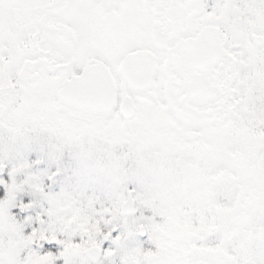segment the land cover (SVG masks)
<instances>
[{"label": "snow or ice", "instance_id": "snow-or-ice-1", "mask_svg": "<svg viewBox=\"0 0 264 264\" xmlns=\"http://www.w3.org/2000/svg\"><path fill=\"white\" fill-rule=\"evenodd\" d=\"M104 4L105 0H0V129L10 142L33 134L31 124L19 123L16 116L22 98L32 99L28 89L57 78L79 82L78 78L109 80L114 76L123 81L127 54L137 48L125 51L99 40L90 25L68 21L75 32L71 51L63 59H53L48 43H41L39 51L30 53L34 29L26 27V21L17 20L13 25L5 9L34 12L35 28L44 29L64 11L87 13ZM215 6L216 0H204L206 11ZM230 6L253 19H260L258 14L264 13V0H231ZM10 31L15 32L14 48L9 47ZM255 116L258 140L252 150L256 161L264 165V106ZM80 131L85 135L75 141L53 139L61 144L100 143L112 151L122 150L91 135V129L81 127ZM157 161L162 169L174 170L183 178L177 191L151 199L128 192L101 203L83 196L47 195L44 185L54 179L52 174L45 180L28 160L0 159V202L15 225L4 238L14 241L19 250L16 257L0 248V264H24L29 253L49 257L51 264H264V211L236 222L220 216L210 210L196 172L162 157ZM75 210L88 218L87 233L73 223L55 239L40 238L41 233L48 237L52 227H60L58 215H70ZM173 220L180 225L190 223L192 228L176 226L169 236H163L161 226ZM69 240L82 246L75 255L65 252Z\"/></svg>", "mask_w": 264, "mask_h": 264}, {"label": "rangeland", "instance_id": "rangeland-1", "mask_svg": "<svg viewBox=\"0 0 264 264\" xmlns=\"http://www.w3.org/2000/svg\"><path fill=\"white\" fill-rule=\"evenodd\" d=\"M113 1L122 3L119 9L126 12V19L133 16L134 11L141 12L142 22L133 24L137 34L141 31L144 33V30L145 35L152 33L150 11L159 7L166 8L171 15H182L184 23L189 21L194 27L208 24L227 30L233 41L242 45L238 55L244 96L237 118L217 126L207 122L201 138L189 143L185 137L198 119L190 110L178 106V99L167 104L163 87L169 83L161 79L155 92L145 98L137 96L136 115L128 122L123 121L118 113L107 118L83 114L59 103L54 88L42 92L37 89L38 86L27 90L32 99L22 98L21 106L16 111L18 122L31 124L33 134L26 139L10 142L8 134L0 129V159L28 160L33 163L35 171L44 174L45 180L52 174L54 179L44 185L47 195L83 196L107 203L117 195L126 194L131 188L148 199L177 191L183 178L174 170L162 169L157 161V157H162L200 176L211 211L225 218L232 212L238 213L249 194L245 182L247 177L245 179L244 175L250 162L247 156L258 140L254 132L255 113L260 106H264V46L257 48L250 40L251 34L264 36V13L258 14L260 19H253L231 7V0H216V6L211 11L205 10L204 0ZM5 12L14 25L13 14L21 11L7 7ZM22 15L18 20L25 22L27 16ZM7 38L9 47L14 48L11 43L14 35L9 32ZM138 40L142 45L148 42L146 38L144 43L142 39L134 37L125 44L130 46ZM154 101H158L157 107H152ZM81 127L91 129V135H98L122 150L112 151L100 143L61 144L53 139L75 141L85 135L80 131ZM37 160L40 161L39 165L35 164ZM255 163L256 170L252 176L254 186L263 193V198L264 165L257 161ZM220 166L229 168V172L223 174ZM232 171L237 174L233 176ZM249 207L252 208V205ZM256 208L264 211L263 199ZM257 212L241 220H249ZM57 221L60 227H52L48 237L41 233L40 238L55 239L58 233H64L73 223H77L83 232H88V218L79 210L70 215H58ZM236 221L240 219L233 220ZM176 226L192 228L190 223L180 225L178 220H173L161 226L160 232L167 237ZM14 229L4 203L0 202V248H6L9 256L18 257L16 243L4 238L9 230ZM81 247L69 240L65 252L75 255ZM24 264L51 262L49 257L29 253Z\"/></svg>", "mask_w": 264, "mask_h": 264}, {"label": "flooded vegetation", "instance_id": "flooded-vegetation-1", "mask_svg": "<svg viewBox=\"0 0 264 264\" xmlns=\"http://www.w3.org/2000/svg\"><path fill=\"white\" fill-rule=\"evenodd\" d=\"M121 4L113 0H105L104 6L93 8L87 13H79L76 10L64 11L60 19L49 21L44 26V29L35 28L37 21L32 11L14 13L13 20L16 22L20 19L21 14H23L22 16L25 14L27 16L25 26L34 29L30 33L29 52L39 51L41 43H48L50 46L48 50L52 53L53 59H63L71 51L72 37L75 32L73 23L90 25L99 40L110 42L125 51L128 48L136 47L137 51L135 53L127 54V56L134 57L130 62L125 61L123 65L124 80L118 81L114 76H111L116 86V102L118 105L124 97L130 95L137 108V96L145 98L149 93L155 92L157 90V82L161 79L169 83V85L163 87L165 89L164 98L167 104H171L172 101L175 102L178 99V106L190 110L198 119L197 124L190 130V132L198 131L200 133L198 140L204 134L207 122L217 126L233 118H237V112L240 104L243 102L244 96L242 95L244 86L240 84L242 75L238 55V51L242 49V45L235 43L227 30L218 26L217 35L219 40L217 39L216 45H224L222 56L217 59L214 66L209 68L207 76L203 77L204 73L202 70H197L196 73L199 84L204 83V79H209L208 85L212 87L211 94L208 95L202 92L189 98L184 80L176 74L171 63L176 60L177 56L184 55L185 46L188 43L186 39L196 37L198 30L208 24L194 27L189 21H185L184 23L182 15L178 16L176 13L171 15L166 8L159 7V9L153 8L150 11L151 21L153 22L151 24L152 33L145 35L144 30V33L141 31L137 34L133 29V24L142 22L141 12L139 10L134 11L133 16H131L132 18L126 19V12L119 9ZM146 15L148 16V14ZM68 21H72L73 23H69ZM10 33L14 35L11 43L15 46V32L10 31ZM37 36H39V40H36ZM134 37L142 39L144 43L146 42V38L148 42L142 45L141 41L138 40L130 46L125 44L133 40ZM161 53L163 54L161 55ZM32 62L31 60L25 61V63ZM57 66L59 67L60 65ZM151 73H155L156 79L153 90L147 92H133L129 90L126 83L127 80L133 78L144 79ZM64 81L58 78L53 79L40 85L37 89L44 92L45 90L54 88L55 95L62 87ZM157 102L154 101L152 107H157L159 105ZM82 113L98 118H107V116L119 114L118 110L113 114L107 115Z\"/></svg>", "mask_w": 264, "mask_h": 264}, {"label": "water", "instance_id": "water-1", "mask_svg": "<svg viewBox=\"0 0 264 264\" xmlns=\"http://www.w3.org/2000/svg\"><path fill=\"white\" fill-rule=\"evenodd\" d=\"M218 30V27L213 25H206L198 30L196 37L186 39L188 43L185 46L184 55L177 56L176 60L171 63L176 74L184 80L189 98L202 92L208 95L212 92V87L208 85L209 79H204L205 82L199 84L196 73L197 70H202L203 77L207 76L209 68L214 66L217 59L222 56L224 45H216L217 39L219 40ZM251 40L256 47L264 45V36L262 35L252 34ZM133 57L127 56L126 62H130ZM78 80L79 82H63L62 87L55 94L61 104H68L75 110L95 115L98 113L103 115L112 114L115 110H118L124 121H128V119L135 116L136 104L130 95L124 97L119 105L117 104L116 86L111 77L109 80L84 78H78ZM154 81L155 73H151L144 79L133 78L127 80L126 83L130 91L147 92L154 88ZM199 137L200 133L193 131L186 139L191 142L198 140ZM0 166L3 165L0 164ZM128 192H133V189H129Z\"/></svg>", "mask_w": 264, "mask_h": 264}, {"label": "trees", "instance_id": "trees-1", "mask_svg": "<svg viewBox=\"0 0 264 264\" xmlns=\"http://www.w3.org/2000/svg\"><path fill=\"white\" fill-rule=\"evenodd\" d=\"M247 157L250 160V162L247 164L248 170L245 172L246 174L244 175V177L245 179L247 177V181L245 182H246L247 188H249L248 189L249 194L247 195V200L245 201V204H244V207H242L243 208L242 210L238 211V213L232 212L231 214L227 215V218L230 219L231 221L235 220L236 218L240 220L242 218L245 219L246 215L255 213L257 210H259V208H256V207L260 205V200L261 199L264 200V197L262 198L263 193L259 190L258 187L254 186V181H253L252 176L254 175L255 170H256V167H255L256 158H255L253 151ZM224 163L225 162H223L222 164ZM219 168L223 172V174L229 172V168H226L224 166H220ZM231 173L233 174V176L237 174V172L235 171H232ZM251 205H252V208L249 207Z\"/></svg>", "mask_w": 264, "mask_h": 264}]
</instances>
